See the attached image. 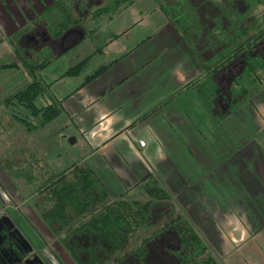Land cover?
I'll use <instances>...</instances> for the list:
<instances>
[{
    "label": "crops",
    "instance_id": "crops-1",
    "mask_svg": "<svg viewBox=\"0 0 264 264\" xmlns=\"http://www.w3.org/2000/svg\"><path fill=\"white\" fill-rule=\"evenodd\" d=\"M42 2L50 4L0 0V44L25 27ZM152 4L145 0L137 10L132 5L110 22L104 51L108 61H118L106 72L83 87L79 78H55L62 97L51 93L64 105L57 119L64 117L63 127L87 142L91 150L83 161L112 198L136 191L142 178L154 175L225 264H264L253 242L264 235V89L232 112L234 106L219 99L216 108L224 117L214 119L192 89L203 71ZM142 28L149 29L134 40ZM128 31L131 36L122 40ZM38 32L48 40L43 28ZM19 219L17 225L38 241Z\"/></svg>",
    "mask_w": 264,
    "mask_h": 264
},
{
    "label": "trees",
    "instance_id": "trees-1",
    "mask_svg": "<svg viewBox=\"0 0 264 264\" xmlns=\"http://www.w3.org/2000/svg\"><path fill=\"white\" fill-rule=\"evenodd\" d=\"M135 1L105 0L103 5L92 11L88 21L95 22L103 16L115 18L134 5ZM156 2L204 73L192 84V89L214 119L218 121L224 117L215 109L216 98L224 101L216 79L230 66H243L232 77L230 86L231 94L240 98L239 104L264 89L261 76L264 72V52L261 50L263 58L252 53L264 43V9L258 16H254L253 8L249 7L243 12L232 10L225 16L224 27L220 26L217 19L215 33L221 36L224 45L221 51L201 61L190 39L194 13L190 8L187 9L184 0H177L173 6ZM74 3L75 0H50V4L42 2V10L34 11L33 18L28 20L25 27L5 38L11 58L0 59V90L4 91V95L9 90L12 92L1 100L5 109L0 114L9 119L8 124H0L2 133L11 131L15 122L27 132L40 130L64 113L62 100L51 93V84L41 76L42 71L58 56H54L48 44H44L43 52H38L41 61L33 62L25 57L19 45L24 37L36 33L38 27L43 28L51 40L60 39L71 29L81 28L82 19ZM94 30L89 28L86 34L90 36ZM49 54H52L51 59ZM90 59L91 56H87L69 66L61 78L76 79L82 76L83 87L118 61L115 59L103 63L86 74ZM236 107L230 106L229 111H234ZM22 154L20 150H13L11 155L1 156L4 170L11 178L23 181L24 198H33V206L40 220L74 264H150L145 259L158 248L174 252L177 256L183 255L179 264H220L207 241L156 176L147 175L135 186V190L141 191L140 198H131L132 193L129 191L112 198L85 161L75 162L59 173H50L35 156L26 158ZM39 165L41 170H47L46 174L37 169ZM155 213L165 218L162 224L155 222ZM86 233L99 236L101 245L89 246V259L82 262L77 252L79 246L76 238ZM165 234H173L176 238V248L172 251L169 245L159 239ZM158 242L162 244L156 247ZM97 250L102 253L97 254Z\"/></svg>",
    "mask_w": 264,
    "mask_h": 264
},
{
    "label": "rangeland",
    "instance_id": "rangeland-1",
    "mask_svg": "<svg viewBox=\"0 0 264 264\" xmlns=\"http://www.w3.org/2000/svg\"><path fill=\"white\" fill-rule=\"evenodd\" d=\"M144 1L145 0H142V2H140L139 0H136L133 8L137 10L141 7V5H143ZM147 1L149 2V0ZM150 1L154 3L152 5L157 7L156 1L160 2L163 5L169 4L173 6V4H175L177 0ZM104 2L105 0H75V10L77 11V13H80V18L82 19L83 24L81 28H78V32L80 34L78 40H76V44L77 42L79 43V41L81 42L76 47L74 46L76 45L74 44L75 42H72L70 44L65 43L63 47L57 48L56 50L52 51V54L58 57L52 60L51 65H49V69H46L45 71L43 70L41 73L42 79H44L45 81L46 78H49L47 82L51 84L50 91L58 97L62 96L57 93L58 90H56V87L54 89L53 83L57 81V79H65L61 78V75L69 66L86 58L87 56H91L89 66L86 71L87 74L93 71L99 65L109 62L108 55L107 53H105L104 48L106 47L107 42L110 41L112 38L111 35L113 32L109 31L108 25L114 18L109 19L106 18V16H103L95 22L88 21L92 11L100 5H103ZM184 2L187 5V9L190 8L195 15L190 25V28L193 30V34L190 35V37L194 44V48L199 52V57L201 61H204L221 51L224 45L221 42V36H216L215 33V30L218 28V26H216L217 19H219L218 21L220 23V26L224 27L226 25L225 16L232 10H238L240 12H243L247 11V8L249 7L255 9L252 14L257 16L264 9V3L261 4L263 0H184ZM249 2H251L252 5H250L251 3ZM89 28H95V30L90 34V36L86 34V31ZM148 29H138L139 33H134V40H140L141 34L145 33V31ZM131 34L132 33L128 31L126 34L121 36L122 40L128 38V36H131ZM32 35L34 36V42L37 41L38 45L33 44L31 41H28L26 37H24L21 40V45L19 46L24 50L25 57L29 58L33 62H40L41 57H39L38 52H43L42 50L44 44L41 42V36L37 32ZM71 45L74 47L70 50V48L72 47ZM47 47L49 46L47 45ZM101 50L103 53L99 54ZM261 50L264 52V43L261 45L259 50L255 49L252 51V53L263 58ZM44 52H46V50ZM52 54H49V59L52 58ZM9 58H11V50L9 49L7 43L4 40L0 44V59L7 60ZM242 68V65L240 67L238 65H234L233 67L230 66L228 68V71H230L229 73L228 71L222 72L221 75H219L216 79V84L219 88V91H221L223 95L225 104H231L232 106L239 104L238 102L240 101V98L234 97V95L231 94L230 86L232 77L237 75ZM60 73L61 75H59ZM261 76L263 78L262 84L264 85V72L261 74ZM56 77L57 79H55ZM53 79L55 80L53 81ZM78 80L81 81L82 84V76L79 77ZM71 84L72 86H74V83ZM3 92L4 91L0 90V113H3L2 110L5 109L4 106L1 104V100H3L6 95L10 94L12 90H9L6 95H4ZM251 97L247 101L253 100ZM219 99V97L216 98L215 106L216 103L220 104ZM215 109L217 112H219L217 108ZM260 113L264 115V106H262V108L260 109ZM60 118L62 119L64 117ZM61 119H56L51 122V124L46 125L44 128L40 130H34L33 132H27L24 127L18 125L16 122L12 130L6 132V134L0 131V156H4L5 154L11 155L13 150H20L23 152L21 156H25L26 158H28V156H35L37 159H39L41 161L40 164L44 166L50 173H59L75 162H82L86 159V157H88L86 156V153L88 152L89 154V151L91 149L87 146L86 141H84V143H81V138H79V135L75 129H73L71 126L64 128L63 124L60 121ZM6 123H9V119L6 116H1L0 114L1 126ZM248 131L251 130L248 129ZM263 138L264 132L261 134V140ZM72 140L77 141L76 146L72 144ZM211 143L217 145L216 140H211ZM139 145L144 146V143L140 141ZM41 168L42 167H40V165L39 168L37 167L38 170H41ZM46 169H42L41 171L45 172L46 174ZM0 182L6 190V194L4 195V201L8 200L7 194L14 197L24 217L29 220L30 223L36 222L35 219L37 218L38 214L35 207L33 206L34 200L33 198H24L26 195L23 181L19 180L18 178H16V180L11 178L9 174L4 170V167L1 166V164ZM140 192L141 191L138 190L133 191L131 198H140ZM5 208L6 210L10 211L14 210V212L16 213L14 215L20 218L19 220L21 223L23 222L21 220L23 218L19 215V213H17L18 211L15 206L13 207L12 204L8 203ZM154 217L156 219L155 222H159L160 224H162L165 220V218L158 216L157 213H155ZM25 218L23 220L26 224H28V221ZM33 226L35 227L38 233H35L30 229L32 234H35L36 236L37 234L41 235L44 240H46L49 244L52 245V248L57 249V253L60 251L59 253H61L67 260H65V264L73 263L61 250L52 233L47 229L46 226V228H42L41 224L38 225L36 223H33ZM20 227L22 228V226ZM22 231L25 233L28 239L33 242V245H35V247H37L38 244L40 245V243H42L41 240H39L40 243L36 241L38 243L37 244L35 240H33L32 236L24 230V228H22ZM159 239L160 241L164 242V244L169 245L171 249L176 248L174 244L177 242L176 238L173 237V234H165L164 236L161 235V238ZM253 240L254 244L260 247L261 255L264 256V235H256L255 239ZM76 244L77 246H79V250L77 252L80 256L81 261L86 262L89 259V256L87 255V248L89 246L92 247L93 244L101 245V238L97 235H92L89 233L81 234L76 238ZM159 244L161 245L162 243L158 242L156 247H158ZM101 253L102 252H99V250H97V254ZM182 257L183 255L177 256L174 255V252L170 251L168 253H163L162 248H158L157 250L151 251L147 255L145 261L146 263L150 264H179ZM216 258L219 260L220 264H225L219 256H217Z\"/></svg>",
    "mask_w": 264,
    "mask_h": 264
},
{
    "label": "flooded vegetation",
    "instance_id": "flooded-vegetation-1",
    "mask_svg": "<svg viewBox=\"0 0 264 264\" xmlns=\"http://www.w3.org/2000/svg\"><path fill=\"white\" fill-rule=\"evenodd\" d=\"M78 14L80 15L79 12ZM78 31V29H71L60 39L51 40L48 38L47 41L42 37V33L40 34V32L38 31L37 33L41 36V42L43 44H48L49 48L54 51L57 48L63 47L65 43L70 44L72 42H76L80 34ZM27 40L31 41L35 45H38L37 41L34 42V36L32 35L27 36ZM0 164L3 167L1 163V156ZM5 194V187L0 182V264H65L57 253V249L52 248V245L44 240L41 235L37 234V239L39 243V240H41L42 243H40L39 245L35 241L38 245L37 247L33 245V242L27 238L20 225H17L16 217L14 215L16 213L14 212V210L10 211L6 210L5 208L8 203L12 204V206H15V208L17 209V213H19V215L24 219L25 217L21 212L19 205L17 204L15 198L9 196L8 194V200L4 201ZM27 221L30 229L35 233H38L33 224L30 223L29 220ZM59 247L61 248L60 245ZM61 250L67 255L68 259L73 262L67 252L62 248ZM169 250L172 251L173 249ZM162 251L163 253L167 252L165 250Z\"/></svg>",
    "mask_w": 264,
    "mask_h": 264
}]
</instances>
